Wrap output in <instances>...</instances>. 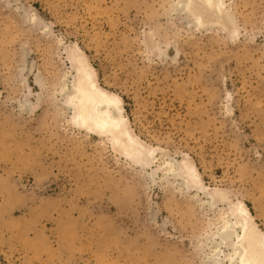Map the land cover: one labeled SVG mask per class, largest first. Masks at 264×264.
<instances>
[{
  "label": "rangeland",
  "instance_id": "1",
  "mask_svg": "<svg viewBox=\"0 0 264 264\" xmlns=\"http://www.w3.org/2000/svg\"><path fill=\"white\" fill-rule=\"evenodd\" d=\"M218 1L0 0V264H229L244 205L264 238V0ZM78 54L142 158L76 121Z\"/></svg>",
  "mask_w": 264,
  "mask_h": 264
},
{
  "label": "bare ground",
  "instance_id": "2",
  "mask_svg": "<svg viewBox=\"0 0 264 264\" xmlns=\"http://www.w3.org/2000/svg\"><path fill=\"white\" fill-rule=\"evenodd\" d=\"M195 1L201 2L205 11L217 10V14L222 11L221 2L218 0H181L180 5L186 9ZM205 14L206 12L201 11L198 15L199 20L207 18L208 21L222 22L221 24L228 22L220 21L218 15L205 17ZM70 60L75 74V83L68 102L73 104L76 121L95 134L112 136L136 158H142L143 151L136 146L135 139L126 128L127 118L123 115L125 111L122 106L123 100L115 97L99 84L96 72L83 54L71 56ZM187 169L188 173L192 174V178L201 183L192 163L187 162ZM169 171L177 173L176 176L184 179L189 178L182 174L178 167ZM230 209L233 212L231 215L236 216V222L228 221L223 227L224 231L219 234V244L230 247V253L226 256L227 261L229 264H264V238L252 222L251 211L245 205L241 208ZM214 263L221 264L216 259Z\"/></svg>",
  "mask_w": 264,
  "mask_h": 264
}]
</instances>
